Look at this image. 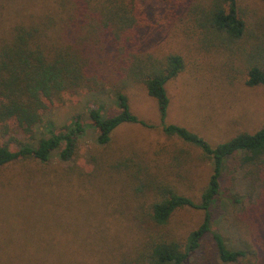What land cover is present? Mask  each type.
<instances>
[{"label":"rangeland","instance_id":"rangeland-1","mask_svg":"<svg viewBox=\"0 0 264 264\" xmlns=\"http://www.w3.org/2000/svg\"><path fill=\"white\" fill-rule=\"evenodd\" d=\"M57 2L0 0V41L8 37L11 25L24 21L29 25L46 24L51 27L50 33H56L59 43H67L70 37L58 17ZM213 3L214 0H132L142 25L135 28L124 58L133 56L139 61L147 57L161 60L170 54L181 56L184 71L165 86L169 105L164 125L187 128L217 147L239 133L253 134L264 128V86L246 84L250 67L264 70V0H237L247 30L235 42L225 41L209 26H202ZM75 36L80 39L79 34ZM83 51L93 56L94 68L107 84L101 83L95 92L89 87L66 94L62 104L48 103L44 121L33 131L38 137L45 136L51 123L52 129L60 132L77 118L84 126V134L77 141L74 156L64 162L56 153L47 165L24 162L1 168L0 205L8 207L5 221L9 225L23 224L22 230L36 226L43 230L39 217L47 212L78 225L79 234L89 232L93 248L72 249L82 264H123L126 257L143 251L154 240L168 237L184 242L187 234L202 223L203 213L199 210L178 211L166 228L154 225L145 213L166 184L198 202L211 176L212 164L195 146L164 134L158 103L138 79H123L124 83L122 78L118 80L122 52L116 45L105 41L96 44L94 51L89 46ZM118 87H124L132 113L149 127L124 123L112 132L106 145H100L89 113L103 106L114 114V92ZM14 127L13 137L24 139L23 132ZM2 143L14 148L8 137L0 138ZM239 164L237 159L227 162L221 185L224 190L229 187V197L235 194L247 199L252 189L243 172L236 170ZM233 176L235 181L229 185ZM23 206L28 207V215L37 217L12 213V209ZM255 209L241 212L240 205L233 207L223 199L217 200L212 207L213 228L237 245L241 238L248 240L247 234L252 237L262 233ZM247 225L250 231H245ZM61 227L68 225L62 223ZM100 244L111 260L97 253ZM6 245L8 239L0 238V246ZM213 250V241L207 237L199 255L211 256Z\"/></svg>","mask_w":264,"mask_h":264},{"label":"trees","instance_id":"trees-1","mask_svg":"<svg viewBox=\"0 0 264 264\" xmlns=\"http://www.w3.org/2000/svg\"><path fill=\"white\" fill-rule=\"evenodd\" d=\"M57 6L60 8L58 17L70 37L67 43H59L56 33H50L51 27L46 24L29 25L24 21L11 25L8 37L0 41V138L8 137L14 144V148L8 143L0 144V169L24 162L47 165L56 153L64 162L72 159L77 141L84 134V126L77 118L60 132L54 131L51 123L45 136L38 137L33 131L44 121L48 103L62 104L66 94L79 93L89 87L95 92L101 83L107 84L94 68L93 56L83 51L86 46L94 51L96 44L107 41L122 52L118 80L122 78L124 83L123 79H138L148 95L157 101L164 134L195 146L212 164L211 176L198 202L166 184L159 189V195L145 213L154 225L166 228L178 211L199 210L203 213L202 223L187 234L184 242L168 237L154 240L143 251L126 257L123 264H264V128L253 134L239 133L212 147L187 128L164 125L169 105L165 86L184 71L185 63L176 54L161 60L124 58L126 45L136 33L135 28L142 25L136 18L132 0H58ZM212 6L203 17V27L209 26L225 41L235 42L245 36L247 25L239 15L237 0H214ZM246 84L249 87L264 86V70L250 67ZM118 88L114 92L117 105L114 114H109L103 106L89 113L100 145H106L112 132L124 123L149 127L132 113L128 97L122 90L124 87ZM14 126L23 132L24 139L13 137ZM232 159L239 160L236 170H241L243 178L250 183L252 190L247 199L234 193L229 197V187L222 188L225 166ZM234 181L233 176L229 185ZM221 199L233 207L240 205L241 212L257 208L256 217L260 219L259 231L262 233L249 232L254 235L247 234L248 240L241 238L237 245L228 242L213 228L212 207ZM6 211L8 207L0 205V238L8 239V245L0 246V264H82L76 260V252L72 249L93 248L89 244V232L79 234L78 225L63 221L54 213L44 212L39 217L43 230L36 226L26 231L22 230L21 223L9 225L4 219ZM12 213L37 217L27 214V206L14 208ZM62 223L68 227L62 228ZM255 225L259 227V222ZM245 231H250L248 225ZM207 237L213 241L214 250L211 256L199 255ZM80 244L82 246H78ZM102 249L104 246L98 245L97 253L103 254L105 260H111Z\"/></svg>","mask_w":264,"mask_h":264}]
</instances>
